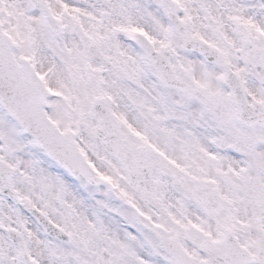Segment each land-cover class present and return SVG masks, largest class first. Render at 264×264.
<instances>
[{
	"label": "snow or ice",
	"instance_id": "obj_1",
	"mask_svg": "<svg viewBox=\"0 0 264 264\" xmlns=\"http://www.w3.org/2000/svg\"><path fill=\"white\" fill-rule=\"evenodd\" d=\"M0 264H264V0H0Z\"/></svg>",
	"mask_w": 264,
	"mask_h": 264
}]
</instances>
